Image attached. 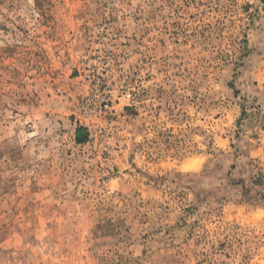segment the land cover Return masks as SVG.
Here are the masks:
<instances>
[{
	"label": "rangeland",
	"instance_id": "374dc122",
	"mask_svg": "<svg viewBox=\"0 0 264 264\" xmlns=\"http://www.w3.org/2000/svg\"><path fill=\"white\" fill-rule=\"evenodd\" d=\"M0 264H264V0H0Z\"/></svg>",
	"mask_w": 264,
	"mask_h": 264
},
{
	"label": "trees",
	"instance_id": "16d2710c",
	"mask_svg": "<svg viewBox=\"0 0 264 264\" xmlns=\"http://www.w3.org/2000/svg\"><path fill=\"white\" fill-rule=\"evenodd\" d=\"M87 131L86 128L78 127L76 131V141L77 143H85L87 140V134L84 136V133Z\"/></svg>",
	"mask_w": 264,
	"mask_h": 264
}]
</instances>
